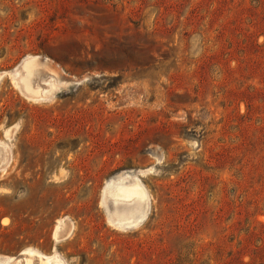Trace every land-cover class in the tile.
<instances>
[{"label":"rangeland","instance_id":"rangeland-1","mask_svg":"<svg viewBox=\"0 0 264 264\" xmlns=\"http://www.w3.org/2000/svg\"><path fill=\"white\" fill-rule=\"evenodd\" d=\"M0 264H264V0H0Z\"/></svg>","mask_w":264,"mask_h":264},{"label":"bare ground","instance_id":"bare-ground-1","mask_svg":"<svg viewBox=\"0 0 264 264\" xmlns=\"http://www.w3.org/2000/svg\"><path fill=\"white\" fill-rule=\"evenodd\" d=\"M132 223V222H131ZM128 224V223H127ZM130 224V223H129Z\"/></svg>","mask_w":264,"mask_h":264}]
</instances>
